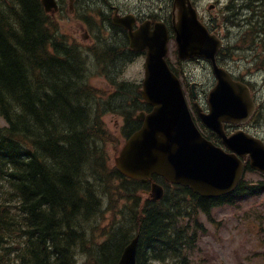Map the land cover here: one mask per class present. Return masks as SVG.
I'll return each mask as SVG.
<instances>
[{"label":"trees","instance_id":"16d2710c","mask_svg":"<svg viewBox=\"0 0 264 264\" xmlns=\"http://www.w3.org/2000/svg\"><path fill=\"white\" fill-rule=\"evenodd\" d=\"M242 4L256 6L255 0ZM0 20V114L8 123L0 126V247L14 249L16 256L9 264L18 260L77 264L75 244L86 263L114 264L136 230L140 232L137 264H152V259L169 255L174 256L163 261L187 264L181 257L184 247L187 242L195 245L197 231L205 232L199 222L201 212L210 216L214 207L233 204L238 197L206 198L187 187H176L160 202L141 200L146 184L125 177L112 163L111 146L118 139H113L104 115L121 113L125 118L122 135L127 137L139 128L135 112L149 109L146 102L114 74L108 77L117 90L107 99L99 95L101 90L87 80L86 56L60 33L41 0H0ZM120 51L118 46L111 47L106 64L113 67ZM75 55L85 68L82 79ZM51 60L55 63L48 64ZM70 60V65L63 63ZM58 62L59 68L54 65ZM42 69L48 75L55 71L57 83L29 78ZM5 154L12 163L4 162ZM13 194L14 203L6 205L3 201ZM44 202L53 214L51 221L49 211L38 216ZM108 210H114V220L102 227L100 221ZM117 214L122 218L116 219ZM190 224H196V231L189 229ZM70 241L72 253L56 249V242ZM2 256L0 252V264H8Z\"/></svg>","mask_w":264,"mask_h":264},{"label":"water","instance_id":"95a60500","mask_svg":"<svg viewBox=\"0 0 264 264\" xmlns=\"http://www.w3.org/2000/svg\"><path fill=\"white\" fill-rule=\"evenodd\" d=\"M44 3L48 9L54 4L52 0ZM174 25L181 57L199 55L214 60L219 81L209 96L210 112L199 109L202 119L231 150L251 157V165L264 171V143L244 131L227 135L224 129L225 121L248 120L254 105L248 87L233 80L215 62L221 40L201 24L189 0H175ZM154 35L142 46L149 48L142 94L153 110L138 115L144 119L143 127L129 137L116 157L118 169L143 180L159 173L205 197L228 194L238 185L245 166L235 153L225 152L198 130L181 83L165 60L167 35ZM152 195L154 200L162 198L163 186L153 184ZM138 239L126 247L118 264H136Z\"/></svg>","mask_w":264,"mask_h":264},{"label":"rangeland","instance_id":"374dc122","mask_svg":"<svg viewBox=\"0 0 264 264\" xmlns=\"http://www.w3.org/2000/svg\"><path fill=\"white\" fill-rule=\"evenodd\" d=\"M69 5H66L68 9L66 10V13L68 15L60 14L58 16V23L61 25L62 30L65 33L75 36V11L71 10ZM96 13H98L97 10ZM93 21L96 23V18ZM226 29L232 30V33H228L231 34L230 39H232L237 33V28L229 22ZM168 58L174 65H178L176 46L174 42L171 43ZM248 59L249 58H247V60ZM183 66L187 65L184 64ZM123 67L124 69L122 74L125 78L135 79L138 81L143 79L144 60L141 58L134 62L127 63L126 65L123 64ZM113 69L117 73L120 72V69ZM190 69L193 70L190 72L193 78L203 81L202 83L206 85L210 83L211 75L208 67V71H205L204 65L196 63L193 64ZM78 70L81 75L85 72V68L82 67H79ZM48 74H50V72L47 73L45 77L49 78L50 81L57 83L58 79L53 81L56 77L55 71H53L50 76ZM184 75L187 76L186 74ZM92 81L94 84L102 87L106 92L113 90V87L104 76L94 77ZM42 86L43 85L40 87ZM78 87H80L79 84ZM34 91H36L35 88ZM128 101L130 102V100ZM0 116L5 118L1 114ZM2 118L0 117V126L7 125V120L3 123ZM105 119L112 131H114L115 135L119 137V133H121L123 125L121 115L119 113H108L106 114ZM260 125L264 129V118ZM110 152L113 154V149H111ZM245 178L247 179L246 184L253 183V185H256L258 180L264 179V176L257 172H248L246 173ZM260 196L262 197L257 198L259 202L256 200L246 202L243 201V204L239 208L224 206L215 210L216 218L221 223L219 226L210 224L209 221L206 220V217L202 215L201 218L205 222V225L209 228L211 234L205 236L199 241L200 244L198 250L196 251V255L201 257L200 259L207 258L209 262L206 264H264V240H262L264 239V195ZM144 197L146 198L147 195L144 194ZM104 215L107 217L108 223H111L114 220V214L110 211L105 212ZM257 238H259V241H257Z\"/></svg>","mask_w":264,"mask_h":264},{"label":"flooded vegetation","instance_id":"af4514ba","mask_svg":"<svg viewBox=\"0 0 264 264\" xmlns=\"http://www.w3.org/2000/svg\"><path fill=\"white\" fill-rule=\"evenodd\" d=\"M195 4L198 7V4L200 3V0H194ZM101 5L104 9L103 18L110 21L112 26L118 28L121 31V34L123 36L124 43L127 44L129 35L128 31L125 29L124 26L116 25L114 22V15L116 12L120 14L121 16L126 15H133L135 20L134 29H137L138 26H140L143 23H150L151 28L153 29L156 22H164L168 29H171V11H172V4L173 0L171 2L169 0H75V20L77 21L75 24V32H78V28L80 25L83 26V24L80 22L79 17H82L81 11H85L89 7H93L94 5ZM106 4V8H104V5ZM201 17L203 20L206 21V23H209L210 19L207 17V15L204 13L202 9H199ZM127 23H125L126 25ZM83 28V27H82ZM90 38V35H88V39ZM128 50L130 52H134L136 50L132 49L130 46L128 47ZM50 61H47L48 64L52 63ZM68 63V65L71 64V61L63 62ZM59 64V62H58ZM75 67L79 69L80 64H78L77 57L75 55ZM89 68V67H88ZM91 71V68L88 69ZM78 76L82 79V75L80 74L78 70ZM192 90H194V86H191ZM198 89H201L198 87ZM255 96L259 97V91L255 87ZM229 128H232V125L228 126Z\"/></svg>","mask_w":264,"mask_h":264},{"label":"bare ground","instance_id":"6f19581e","mask_svg":"<svg viewBox=\"0 0 264 264\" xmlns=\"http://www.w3.org/2000/svg\"><path fill=\"white\" fill-rule=\"evenodd\" d=\"M1 21V20H0ZM46 28V27H45ZM31 40H32V38H31ZM37 42V41H36ZM56 42V41H55ZM38 43H39V41H38ZM60 43V42H59ZM66 44V43H65ZM32 46V45H31ZM35 46V45H34ZM69 46H70V44H69ZM37 52V51H36ZM71 61V60H70ZM50 62H52V63H50ZM49 63L50 64H53V63H55V62H53V60H51ZM54 65H56L57 66V68H59V64L58 63H56V64H54ZM71 67V66H70ZM56 68V67H55ZM32 72V71H31ZM49 73L47 70H45V69H42V71L41 72H39V73H37V72H33L32 74H31V79L33 78V80H34V82H35V80H36V78L39 76V77H41V79H43V80H49V78H47V77H45L46 76V74L47 73ZM53 75V74H52ZM50 76V75H49ZM29 81V80H28ZM31 81V80H30ZM53 90V89H52ZM50 92V91H49ZM54 92L52 91V94H53ZM50 94V93H49ZM56 95V94H55ZM53 99V98H52ZM132 99V97L131 96H129L128 97V100H131ZM86 102V101H85ZM29 104V103H28ZM81 105V104H80ZM89 107L88 106H84V110H87ZM35 110V109H34ZM93 114H95V113H93ZM3 159H4V162L6 163V164H10V163H12V161H11V158H10V155H7V154H5L4 155V157H3ZM1 185V184H0ZM29 185V184H28ZM95 192V191H94ZM101 193V192H100ZM15 198H16V195L15 194H13L8 200H4L3 202L6 204V205H8V206H10V205H12L13 203H14V201H15ZM101 199V198H100ZM74 202V201H73ZM73 202H72V206H73ZM100 202V201H99ZM96 204V203H95ZM45 205H46V202H44L43 203V205H42V210H41V212H40V214L38 215V216H40V217H42V215L44 216L46 213H48L47 211H49L51 214H47L48 216H50V217H48L49 219H50V221H51V217H53V214H52V212H51V210L49 209V207L47 208V209H45ZM93 206V205H92ZM96 206H98V205H96ZM77 210V209H76ZM84 212V211H83ZM47 218V222H48V219ZM45 220V219H44ZM53 220V219H52ZM35 221V220H34ZM43 224V223H42ZM85 224V223H84ZM42 226V225H41ZM43 227V226H42ZM48 227V226H47ZM51 226L49 225V227L48 228H50ZM53 227V226H52ZM39 228H41V227H39ZM77 228V227H76ZM53 230V229H52ZM4 232H7V231H4ZM43 233V232H42ZM52 234H53V232H51ZM76 233V232H75ZM77 234V233H76ZM6 235H7V233H6ZM43 235V234H42ZM54 235H55V232H54ZM2 236V235H1ZM9 236H11V238H13L14 239V241H16V238L14 237V236H12V235H10L9 234ZM6 237V236H5ZM2 238H4V237H2ZM47 238H49L48 239V241L47 242H49L50 243V241L52 240L51 239V237L49 236V235H47ZM6 239V238H5ZM13 242V241H12ZM10 243H11V241H10ZM10 243H8V244H10ZM8 244H6V245H8ZM54 244V243H53ZM71 244H74L73 243V241H70L68 244H65V243H61V244H59V243H57L56 242V249L60 252V253H62V254H69V253H72V247H71ZM12 246H13V244H11ZM44 245V244H43ZM52 245V244H51ZM54 248V249H55ZM69 248V249H68ZM75 249H77L76 251H78V250H80V248L78 247V245L77 244H75V247L73 248V252H74V258H75ZM53 251H55V250H53ZM57 252V251H56ZM55 254V253H54ZM53 258H54V255H53ZM57 258H58V256H57ZM62 259H63V257H62ZM54 260H56V259H54ZM56 263V262H55ZM61 263H63V262H61Z\"/></svg>","mask_w":264,"mask_h":264}]
</instances>
